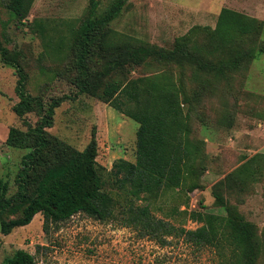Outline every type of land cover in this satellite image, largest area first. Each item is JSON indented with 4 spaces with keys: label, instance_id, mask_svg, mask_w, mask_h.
Instances as JSON below:
<instances>
[{
    "label": "trees",
    "instance_id": "trees-1",
    "mask_svg": "<svg viewBox=\"0 0 264 264\" xmlns=\"http://www.w3.org/2000/svg\"><path fill=\"white\" fill-rule=\"evenodd\" d=\"M6 2L12 14L22 20L29 15L34 0ZM125 2L116 0L106 13L97 16V3L92 1L88 14L78 25L68 23L69 33L59 35L53 45L60 51L68 43L67 55L76 70L71 80L79 93L97 96L139 123L136 160L118 158L109 170L116 185L126 191L123 198L107 189L105 168L97 160L95 127L83 150L49 132L62 99L54 98L46 106L43 96L31 94L21 53L0 40L4 63L15 66L18 74L20 101L14 111L19 116L29 112L39 116L26 130L17 126L9 129L7 144L29 151L23 155L15 177V192L9 194V183L0 176L2 233L29 224L37 213L44 216L46 230L50 224L86 213L101 220L121 221L162 246L177 238L196 249L216 248L221 264H258L264 254V237L236 203L228 200L225 213L188 210L189 194L203 187L201 177L208 157L205 146L192 138L194 96L189 92L188 72L191 70L192 79L201 76L205 84L210 76L222 78L247 67L264 53L263 23L223 7L215 28H193L177 38L173 47L164 48L117 37L110 22ZM31 27L49 35L43 21L34 20ZM141 66L150 72L133 75ZM254 175L246 162L227 178L241 183L240 189H244ZM171 190H177L186 205L180 213L202 222L200 226H177L154 215L155 200ZM214 194L220 196L217 190ZM139 199L146 203L137 204ZM6 263L34 264L35 255L18 249Z\"/></svg>",
    "mask_w": 264,
    "mask_h": 264
},
{
    "label": "rangeland",
    "instance_id": "rangeland-1",
    "mask_svg": "<svg viewBox=\"0 0 264 264\" xmlns=\"http://www.w3.org/2000/svg\"><path fill=\"white\" fill-rule=\"evenodd\" d=\"M92 1L97 3L95 14L101 16L116 0H34L29 15L22 20L2 0L0 40L21 53L31 94L43 96L46 106L54 98L62 99L49 132L83 150L95 127L97 160L105 168L107 189L123 198L126 191L116 185L109 170L118 158L136 160L139 123L99 97L79 93L71 80L76 70L67 55L68 43L60 51L53 46L59 35L69 33L68 23L78 25L88 14ZM223 7L256 17L263 23L264 36V0H126L110 26L118 38L171 48L177 38L193 28H215ZM34 20L46 23L48 36L31 27ZM149 72L141 66L132 74ZM190 75L191 70L192 138L205 146L208 157L201 177L203 187L189 194L188 210L225 213V205L231 200L257 224L264 237V53L222 78L210 76L205 84L201 76L192 79ZM17 80L15 66L4 63L0 54V176L9 183V194L17 190L15 177L23 155L29 151L7 144L9 129L17 126L26 130L27 124L35 125L39 119L36 112L19 116L14 111L20 101ZM246 162L255 175L240 189L241 183L237 185L227 177ZM136 202L146 203L141 199ZM153 206L155 216L177 226L197 228L202 224L180 213L186 205L177 190L160 196ZM18 249L34 254V264H221L216 248L196 249L177 238L162 246L121 221L101 220L86 213L50 224L47 230L44 216L37 213L29 224L6 235L0 220V264H7V258ZM258 264H264V254Z\"/></svg>",
    "mask_w": 264,
    "mask_h": 264
}]
</instances>
